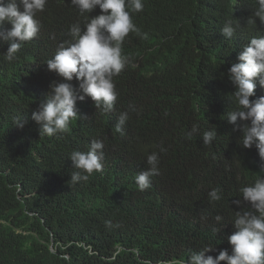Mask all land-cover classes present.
<instances>
[{
  "label": "trees",
  "instance_id": "obj_1",
  "mask_svg": "<svg viewBox=\"0 0 264 264\" xmlns=\"http://www.w3.org/2000/svg\"><path fill=\"white\" fill-rule=\"evenodd\" d=\"M143 3L132 14L140 34L130 32L122 44L129 62L114 77V110L101 113L91 98L77 101L79 118L67 133L40 135L31 114L61 80L47 60L85 17L71 0H48L37 14L40 32L16 60H4L11 42L0 41V264H189L191 252L205 246L214 247L206 256L231 254L227 237L241 211L234 201L264 175V161L255 146L242 147L241 131L227 122L236 108L227 71L264 24L247 23L255 0ZM99 14L97 7L89 16ZM229 19L238 25L230 39L220 32ZM130 104L136 110L121 134L117 117ZM18 117L27 119L23 128L14 126ZM194 125L198 132L188 138ZM210 130L218 134L206 145ZM93 139L104 143V168L70 187L77 170L69 153L87 151ZM153 151L160 174L140 191L135 177ZM216 187L222 199L212 202Z\"/></svg>",
  "mask_w": 264,
  "mask_h": 264
},
{
  "label": "clouds",
  "instance_id": "obj_2",
  "mask_svg": "<svg viewBox=\"0 0 264 264\" xmlns=\"http://www.w3.org/2000/svg\"><path fill=\"white\" fill-rule=\"evenodd\" d=\"M48 0H0V25L5 22L10 29L0 30V41L11 42L3 58L7 62L16 60L24 43L37 37L41 29L37 14L45 10ZM71 5L85 17L83 28L80 23L69 27L71 42L61 43L46 64L49 71L55 72L60 81H53L46 98L31 114V119L39 125L40 135L54 136L70 131V123L79 118L77 101L91 98L95 108L101 113L114 110L118 92L114 77L118 76L128 64L122 55V44L128 34H140L133 23L132 14L144 9L143 0H71ZM255 8L247 23L256 25L258 18L264 24V0H255ZM97 7L100 14L90 17L89 13ZM22 8V10H21ZM87 14V15H85ZM238 25L227 20L220 29L224 38H232ZM237 61L227 71V76L234 86V103L236 108L227 113V122L233 125V131L242 133V147L251 149L255 146L258 158L264 161V27L252 36L237 57ZM77 81L78 86L71 83ZM130 104L129 110L118 115L115 130L123 134V126L129 120V111H135ZM26 117L16 118L14 126L23 128ZM198 132L193 126L187 133L190 138ZM217 131H205L203 143L211 144ZM104 143L93 139L87 151L73 150L68 158L72 162L69 186L87 181L95 171L104 168ZM166 149L161 148L160 152ZM149 167L140 171L135 183L140 191L151 187V177L159 175L160 153L150 152L146 158ZM242 199L234 201L241 207L235 212L233 226L235 231L227 237L231 245V254L221 250L215 257L205 255L214 251V247L205 246L200 251L189 255V264H264V175H257L251 184L240 188ZM210 201L222 199L219 187L208 193ZM248 210H242L243 205ZM222 217L216 216L220 222ZM110 223V222H107ZM218 233L220 229L213 228Z\"/></svg>",
  "mask_w": 264,
  "mask_h": 264
}]
</instances>
